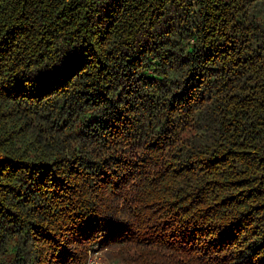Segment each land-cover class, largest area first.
<instances>
[{
  "label": "trees",
  "instance_id": "16d2710c",
  "mask_svg": "<svg viewBox=\"0 0 264 264\" xmlns=\"http://www.w3.org/2000/svg\"><path fill=\"white\" fill-rule=\"evenodd\" d=\"M264 264V0H0V264Z\"/></svg>",
  "mask_w": 264,
  "mask_h": 264
},
{
  "label": "rangeland",
  "instance_id": "374dc122",
  "mask_svg": "<svg viewBox=\"0 0 264 264\" xmlns=\"http://www.w3.org/2000/svg\"><path fill=\"white\" fill-rule=\"evenodd\" d=\"M88 262L89 264H111L105 259L104 252L98 250L97 247L88 251Z\"/></svg>",
  "mask_w": 264,
  "mask_h": 264
},
{
  "label": "built area",
  "instance_id": "2783aa9c",
  "mask_svg": "<svg viewBox=\"0 0 264 264\" xmlns=\"http://www.w3.org/2000/svg\"><path fill=\"white\" fill-rule=\"evenodd\" d=\"M90 262V261H89ZM89 262H88V264H89Z\"/></svg>",
  "mask_w": 264,
  "mask_h": 264
}]
</instances>
